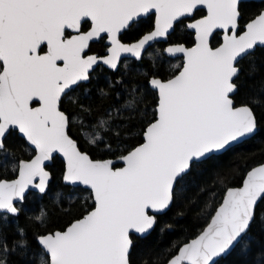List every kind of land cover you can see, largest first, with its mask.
Wrapping results in <instances>:
<instances>
[{
	"label": "snow or ice",
	"instance_id": "obj_1",
	"mask_svg": "<svg viewBox=\"0 0 264 264\" xmlns=\"http://www.w3.org/2000/svg\"><path fill=\"white\" fill-rule=\"evenodd\" d=\"M262 129L264 0H0V264H264Z\"/></svg>",
	"mask_w": 264,
	"mask_h": 264
},
{
	"label": "trees",
	"instance_id": "obj_2",
	"mask_svg": "<svg viewBox=\"0 0 264 264\" xmlns=\"http://www.w3.org/2000/svg\"><path fill=\"white\" fill-rule=\"evenodd\" d=\"M264 161V129H262L253 139L237 145L236 149L232 154L227 156L221 166V171H232L235 172L238 169L244 167H252ZM214 177H209V180ZM45 203L48 204L51 209L53 206L49 200L46 199ZM36 207V205H32ZM187 215L185 219H179V228H191L196 224L200 223L194 212H188L187 209H183ZM179 211V210H174ZM163 242H167V237L164 238Z\"/></svg>",
	"mask_w": 264,
	"mask_h": 264
},
{
	"label": "water",
	"instance_id": "obj_3",
	"mask_svg": "<svg viewBox=\"0 0 264 264\" xmlns=\"http://www.w3.org/2000/svg\"><path fill=\"white\" fill-rule=\"evenodd\" d=\"M264 162V161H263ZM258 165V164H257ZM256 166V165H255Z\"/></svg>",
	"mask_w": 264,
	"mask_h": 264
}]
</instances>
